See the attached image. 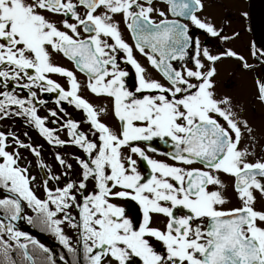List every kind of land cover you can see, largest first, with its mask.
I'll use <instances>...</instances> for the list:
<instances>
[{
    "label": "snow or ice",
    "instance_id": "6c2138e0",
    "mask_svg": "<svg viewBox=\"0 0 264 264\" xmlns=\"http://www.w3.org/2000/svg\"><path fill=\"white\" fill-rule=\"evenodd\" d=\"M203 9V0H0V120L19 118L47 144L82 153L72 157L74 169L57 151L63 172L55 175L27 132L29 142L0 131V264H36L37 250L43 264H57L47 247L15 226L21 218L53 234L71 264H264V206L256 207L258 198L264 204V155L257 158L260 141L242 107L218 95L214 80L223 59L239 61L246 72L254 65L231 48L202 46L193 28L222 43L233 38L201 18ZM250 54L264 65V49ZM125 66L134 70L131 90ZM77 72L86 78L83 89L107 103L81 95ZM255 85L264 105V76ZM43 93L56 94L65 116L62 102L83 119L67 118L59 130L47 126L37 111ZM48 116L58 123L56 110ZM20 150L42 170V184ZM134 156L146 163L145 172ZM233 197L236 206L226 207ZM121 199L139 206L140 221L114 202ZM25 207L33 215L25 216ZM60 260L68 264L64 255Z\"/></svg>",
    "mask_w": 264,
    "mask_h": 264
},
{
    "label": "flooded vegetation",
    "instance_id": "af4514ba",
    "mask_svg": "<svg viewBox=\"0 0 264 264\" xmlns=\"http://www.w3.org/2000/svg\"><path fill=\"white\" fill-rule=\"evenodd\" d=\"M203 3L204 9L203 12L200 13L201 18H209L210 21L215 24L218 29L222 30V35L232 36L233 38L226 43H222L217 38H212L203 33L202 30L193 28L192 31L194 32L195 36H197L201 40L202 46H207L213 51H217L221 47L231 48L245 56L248 63L254 65L252 71L246 72L242 71L239 67V61H236L234 59H223L219 62V67L217 68V74L214 77V80L216 85L215 90L218 95L230 96L233 98L234 103L242 107L243 117L246 118L249 121L250 126L254 128L255 134L260 141V143H258L256 147L257 158H259L260 156L264 155V153L261 152L260 147L261 144H264V105H261L255 99L257 91L255 80L260 78L261 76H264V65H262L257 59L253 58L250 53L253 50H256L259 53V51L264 49V47L262 46L263 44H260L261 41H259V43L254 37L250 17V0H203ZM57 19H59V17H57ZM257 25L262 27L261 21L258 22ZM121 28L124 34V38L131 43L130 34L127 33L123 25L121 26ZM233 33H237L238 35L233 36ZM261 35L263 34L261 33ZM135 56L142 63V65H146L145 59L141 57L139 53H135ZM56 62L61 64L62 66L75 70L71 62L67 61L62 56H57ZM125 70L129 71V76L126 78V83L131 90L135 86L134 70H131V66H125ZM76 75L82 85L81 95L87 96L94 103H107V101H97L96 98L91 97L90 94H88L83 89V85L86 83V78L78 72L76 73ZM52 78L61 83L62 86L65 85V80L63 78L55 75H53ZM17 94L24 95V93L20 92L19 89H17ZM39 95L45 101V103L38 106V114H41V117H45L46 115H44L42 112L44 110L50 109L56 110L58 114L59 121L56 124H52L51 121L57 118H53L47 115V126L59 130L60 123H62L67 118H72L77 121L83 119L82 113L79 110H76L73 106L68 105L66 102H62V107L68 113V116H65L63 113H61L55 103V93H43ZM10 119L12 118H9V120ZM1 121H3V119ZM15 122H20L21 124H23V140L25 142H29L28 137H25L23 135L24 132H27L28 136L31 137V139H35L36 142H39V144L37 145H42L40 150L42 153V157H45L47 152H49L47 149L43 148L46 141H44L37 132L33 134L32 132L34 129H32L31 127L29 129V127L25 125L24 122L19 118H16ZM107 123H109L110 126L115 127L118 122L107 119ZM81 130L87 132L88 126L86 124L82 125ZM88 134L91 137V133ZM34 135L37 136V138H34ZM58 135L63 139H67L66 131H58ZM158 145L159 149L163 151L165 146L162 142H160L159 140L153 142L154 147ZM57 151H59L63 157L67 158V160L73 163L74 169L78 168L75 162L72 161V157L74 155H82L81 151L78 148H75L71 145H67L64 148L55 147L54 156ZM125 152H127L126 149ZM149 155H153L156 159L167 160V157L164 155H158L156 153H149ZM133 158L137 159L138 161V170H140L142 173L145 172L146 163L140 162L138 157L134 156ZM70 177L74 178L75 172H72ZM222 179H224L226 183H231V178L229 177L222 176ZM50 186L55 187V182H50ZM229 194H231V189H229ZM114 202L119 206L125 208L126 214L129 216V218H132L136 221H140L142 219V214L139 211V206L134 201H131L130 199H121ZM236 204L237 200L233 197L231 204L226 205V207L236 206ZM262 206H264V204H262V202L258 198L256 207L260 208ZM73 214L75 215V211L73 212ZM160 219L162 220L163 218L161 217ZM155 222L156 218L154 217V223ZM39 230L57 243V250L59 253L67 254V250L59 244L53 234L46 230H43L41 227H39ZM65 231L70 237H76L75 235L77 233L75 232V230L66 229ZM72 244L74 247H78L74 239L72 240Z\"/></svg>",
    "mask_w": 264,
    "mask_h": 264
},
{
    "label": "rangeland",
    "instance_id": "374dc122",
    "mask_svg": "<svg viewBox=\"0 0 264 264\" xmlns=\"http://www.w3.org/2000/svg\"><path fill=\"white\" fill-rule=\"evenodd\" d=\"M219 67V62L216 64V68ZM48 112L49 110H44L42 113L44 115H48ZM41 115V114H40ZM18 119V118H17ZM16 121V118H12V119H3V121L0 120V131H8V130H11L13 132H16L21 139H23L22 137V129L24 128L20 122H15ZM30 129V127H29ZM33 134L36 133L34 130L32 132ZM35 136V135H34ZM34 138H37V136H35ZM31 142L34 144V145H37L39 144V142L35 139H32ZM42 144V143H41ZM44 149H47L49 152H47V154L45 155V157H42V159L44 160V162L48 165H51L52 166V169H53V173L55 175H61V173L63 172V169H60V166L58 164L55 163V160H54V148L52 145L49 146V144L44 143V146H43ZM9 151H12V148L9 147L8 149ZM21 151V155L23 157H26L27 159L22 161V163H24L25 165H27V160H32V164L31 165H27L29 166L30 168V175L32 176H35L37 177V181H36V184L39 185V184H42V180H41V176H42V170L36 166L35 164V160L33 159V157L30 155V153L24 151V150H20ZM67 159V158H66ZM60 169V170H59ZM45 173L47 172V169H44L43 170ZM72 173H70V176H71ZM64 182V177L62 176L61 177V181H60V184L62 185ZM34 187V190H37L36 189V185L33 186ZM52 187V186H51ZM37 194L38 195H42V192L37 190ZM66 230V229H65ZM25 232V231H24ZM49 238V237H48ZM51 239V238H49ZM52 240V239H51ZM55 242V241H54ZM56 243V242H55ZM44 257V255H43ZM42 262V261H41Z\"/></svg>",
    "mask_w": 264,
    "mask_h": 264
},
{
    "label": "water",
    "instance_id": "95a60500",
    "mask_svg": "<svg viewBox=\"0 0 264 264\" xmlns=\"http://www.w3.org/2000/svg\"><path fill=\"white\" fill-rule=\"evenodd\" d=\"M260 0H250V17H251V22H252V30L254 33V37L256 40L259 42L261 41L260 44H263L262 46L264 47V29L263 27H260L257 25L258 22H260ZM261 33L263 35H261ZM262 37H261V36ZM263 38V39H262ZM15 226L20 229L22 227L26 228L33 236L44 239L49 242V240L40 232L36 231L35 229L30 228L26 222L24 221L23 218H21L19 221L15 222ZM51 242V241H50ZM54 244L53 242H51Z\"/></svg>",
    "mask_w": 264,
    "mask_h": 264
},
{
    "label": "trees",
    "instance_id": "16d2710c",
    "mask_svg": "<svg viewBox=\"0 0 264 264\" xmlns=\"http://www.w3.org/2000/svg\"><path fill=\"white\" fill-rule=\"evenodd\" d=\"M31 215H33V213H31ZM33 226L36 228L38 227L37 225H33ZM29 251L31 252V248L29 249ZM32 254L34 255V258L36 260V264H43V258H44L43 253H41L39 250H37L35 253H32ZM69 259H70V261L72 260V257L70 255H69Z\"/></svg>",
    "mask_w": 264,
    "mask_h": 264
},
{
    "label": "bare ground",
    "instance_id": "6f19581e",
    "mask_svg": "<svg viewBox=\"0 0 264 264\" xmlns=\"http://www.w3.org/2000/svg\"><path fill=\"white\" fill-rule=\"evenodd\" d=\"M259 10H260V21L264 29V0H260Z\"/></svg>",
    "mask_w": 264,
    "mask_h": 264
}]
</instances>
